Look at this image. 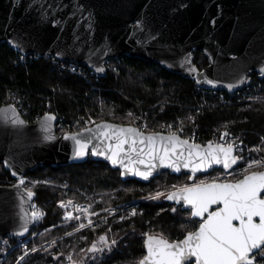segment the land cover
Returning <instances> with one entry per match:
<instances>
[{
	"label": "trees",
	"instance_id": "16d2710c",
	"mask_svg": "<svg viewBox=\"0 0 264 264\" xmlns=\"http://www.w3.org/2000/svg\"><path fill=\"white\" fill-rule=\"evenodd\" d=\"M193 63L203 69L208 60L202 52H194ZM5 104L20 106L21 116L28 123L53 113L58 119V136L84 128V121L91 118L94 122L131 125L134 118L141 116L147 124L146 132H158L162 124L180 121L185 127L196 129L201 143L210 141L218 132H230L251 151L254 160L264 159V77L259 79L255 73L250 85L228 94L202 89L192 80L135 57L107 61L105 75L97 77L86 67L51 57L29 55L21 59L19 53L0 43V106ZM109 110L111 114H106ZM261 169L264 166L223 180L234 181ZM222 173L213 170L196 177L194 182ZM24 177L25 189L33 192L45 217L33 225L27 238L7 237L15 245L3 260L0 257V264H138L145 256L147 236L177 241L199 225L181 207L164 198H148L173 185L189 184L187 175L165 172L147 184L122 182L119 172L89 158L81 164L58 168L37 167ZM13 183L0 164V186ZM61 201L89 203L93 213H98L94 219H103L75 231V223L61 218ZM126 206L129 207L122 210ZM172 208L177 212H172ZM133 209L135 216L130 215ZM121 216L125 219L121 220ZM101 236L110 242L115 239L116 245L111 246V251L88 252ZM18 241L25 243L26 248L16 244ZM37 247L20 259L27 250ZM93 255L98 259L91 260ZM66 257L71 258L69 262ZM256 257L255 264H264V256Z\"/></svg>",
	"mask_w": 264,
	"mask_h": 264
},
{
	"label": "water",
	"instance_id": "95a60500",
	"mask_svg": "<svg viewBox=\"0 0 264 264\" xmlns=\"http://www.w3.org/2000/svg\"><path fill=\"white\" fill-rule=\"evenodd\" d=\"M49 2L50 0H0V43H5L21 55L51 57L60 62L81 65L93 71L97 77L105 75L107 61L122 56L135 57L192 80L202 89L224 91L228 94L250 85L253 73L257 74L259 79L264 77V0H77L85 6V15L87 10L92 12L91 20L76 29L82 39L88 41L87 43L78 42L75 47L71 46L72 38L69 33L75 24L74 20L67 26L59 42L52 43L58 29L46 27L44 40L39 47L25 45L21 36L33 31L31 25L44 14L41 5H47ZM61 2L68 3L69 0ZM145 16L154 19L158 27L162 28L164 24L168 27L162 28V35H157L153 39L154 31L145 30L143 24L140 28L136 27L137 20L143 21ZM89 23L92 27L86 32L85 28ZM57 51H60L61 55L57 56ZM194 52H202L207 58L208 65L205 68L199 69L193 63ZM97 68H103V71L97 72ZM52 116L55 119H51ZM105 123L139 129L134 125L106 120L96 122L87 128L95 130L97 125ZM57 124L58 119L53 113H46L35 122L28 123L12 104L0 106V164L14 180L12 185L0 186V243L6 237L25 239L33 227V216L29 206L34 200V194L31 198L28 197L29 191L20 184V179L37 167L58 168L81 164L90 158L119 172L122 182L136 181L147 184L165 172L172 176L187 175L192 183L196 177L208 175L213 170L231 173L240 165L238 159L236 164L227 170L222 164H214L196 173L190 168L183 167L179 172L158 168L149 180L145 181L138 176L122 175L123 170L119 165L113 166L102 156H93L91 153L94 147L102 151L106 144L102 145L100 140L85 132L86 127L58 136ZM142 132L146 136L170 135L159 131ZM72 134H80L81 138L90 140L88 154L82 159L74 156L76 149L74 141L64 139L65 135ZM176 136L185 140L179 135ZM210 143L213 147L217 146L212 142L205 144L189 142L199 145L201 151L207 149ZM127 147L126 145V150ZM184 147L187 148V145ZM136 167L143 168V165ZM256 172H264V169ZM243 178L244 175L227 182H236ZM179 189L167 191L164 200L190 212V218L200 222V217L191 216V206L182 199L178 204L166 198L168 194L178 192ZM222 206L212 205L209 210L214 211ZM255 222L258 223L259 219L255 218ZM24 228H27L26 232H23ZM198 230L199 225L192 232ZM188 233L180 240L168 242L178 243ZM148 238L149 236L144 240L145 256ZM249 255L255 264L257 260L255 250ZM184 264H195V258L191 257Z\"/></svg>",
	"mask_w": 264,
	"mask_h": 264
},
{
	"label": "snow or ice",
	"instance_id": "6c2138e0",
	"mask_svg": "<svg viewBox=\"0 0 264 264\" xmlns=\"http://www.w3.org/2000/svg\"><path fill=\"white\" fill-rule=\"evenodd\" d=\"M41 7L44 8V14L31 25L33 31L21 36L25 45L33 48L39 47L44 40L46 27L58 29L52 43L59 42L67 26L74 20L75 24L72 25L69 33L72 38L71 46L75 47L78 42H88L82 39L76 29L84 22L91 20V10H87V15H85V6L77 0H69L68 3H62L61 0H50L47 5H41ZM64 12L67 14L60 15ZM141 24L145 30L154 31L153 39L157 35H162V28L168 27L167 24H164L162 28L158 27L156 21L147 16L143 21L138 19L136 27L140 28ZM91 27L89 23L85 31L88 32ZM105 40H107L106 37ZM137 43L140 42L137 41ZM56 55H61L60 51H57ZM96 71L102 72L103 68H97ZM208 83L213 82L208 81ZM50 118L55 119L54 116ZM84 131L100 140L102 145L106 144L102 151L94 147L91 153L93 156H102L113 166L119 165L123 170L122 175L138 176L145 181L149 180L158 168H168L179 172L183 167L190 168L193 173H196L214 164H222L227 170L240 159L239 156L232 155V144H228L227 147L224 145L213 147L210 143L207 149L201 151L199 145L189 144L188 140H181L175 134L167 137L159 134L146 136L137 128H125L107 123L97 125L95 130L86 127ZM224 135L226 136L227 133ZM64 139L74 141L75 158L82 159L88 154L90 140L81 138L80 134L65 135ZM185 145L187 148L184 147ZM251 163L260 164L262 161L254 160ZM136 165H143V168L136 167ZM20 184H24L23 179L20 180ZM175 187L173 185V188ZM27 195L31 198L33 193L29 191ZM163 196H165L164 192L157 191L149 198L156 200ZM166 198L178 204L182 199L190 205L191 216L201 218L199 230L190 231L178 243H169L165 238L149 236L146 241L147 255L140 261V264H184L191 257L195 258V264H253L249 254L254 250L256 254L264 256V172L252 171L236 182H217L216 179L211 182L200 181L191 186L185 185L178 192L168 194ZM221 204L223 206L217 210H209L212 205ZM60 206L62 208L65 206L63 201ZM76 210L81 209L77 206ZM83 211L87 213L88 209H83ZM171 211L175 213L177 209L172 208ZM92 214L98 215V213ZM136 214L133 209L131 215ZM32 215L35 218L37 214L33 212ZM71 216L72 213L67 212L65 218L68 219ZM76 218L79 219V217ZM255 218L259 219L258 223L255 222ZM123 219L125 217L121 216V220ZM91 223L89 220V224ZM84 226L83 223L80 224L81 228ZM26 231L27 228H24L23 232ZM100 241L103 245H107L109 251H111V246L117 243L113 239L109 244L105 236H101ZM36 250L33 248V251ZM103 251L104 247H98L95 243L88 249V252L93 254L103 253ZM20 259L23 260L24 257ZM90 259L95 261L98 258L93 255Z\"/></svg>",
	"mask_w": 264,
	"mask_h": 264
},
{
	"label": "built area",
	"instance_id": "2783aa9c",
	"mask_svg": "<svg viewBox=\"0 0 264 264\" xmlns=\"http://www.w3.org/2000/svg\"><path fill=\"white\" fill-rule=\"evenodd\" d=\"M26 56H29V55H21V59L25 58ZM70 67L75 69L74 66H70ZM15 109L20 113V115H22L23 110L20 106L15 107ZM38 119H39V117H36V120H38ZM92 123L93 122H90L88 120L84 121L85 127L90 126ZM161 132H165L167 134H177V135L183 137L184 139H186L192 143H201L200 139L198 138L196 129H189L188 127H185L183 124H181L180 121L162 124ZM225 133H227L226 136L224 135ZM210 141H212L215 144L224 145V146H227L228 144H232L234 151H235V156L240 157V159H239L240 163L245 162V165L237 168L236 170H234L230 174L243 172V171L254 169V168H257V167L264 165V160H256V161H262V163H260V164L251 163L252 161H254L252 159L251 151L248 148H246L245 146H243V144L239 143L237 141V138L230 132H227V131L218 132V133L213 135V137ZM250 164H251V167H249ZM230 174L223 173L221 175H218V176H215V177H212V178L206 180V182H211L213 179L219 180V179L225 178L226 176H228ZM23 180L25 182V178H23ZM68 202L69 201H64L65 206L63 208L59 204V207L61 209V218L65 222L75 223L76 224L75 231H79V230L91 227L94 224H96L98 221L101 220V219H94L93 218L92 205L91 204L84 203V202H74V201H71L72 203L69 204ZM139 202L140 201L135 202L133 204H137ZM133 204H131V205H133ZM77 206H79V208L81 209L80 211L76 210ZM29 209H30L31 214H33V212H35L37 214L35 218L33 217L34 224L37 222H40L45 217V211L34 200L30 203ZM83 209H88V212L85 213L83 211ZM67 212L72 213L71 218H68V219L65 218ZM131 213H132V211L130 212V215H131ZM76 217H79V219H77ZM89 220H91V222H92L91 224H89ZM81 223H83L85 225L83 228L80 227ZM75 231H73V232H75ZM16 244H21L20 246L23 249L26 248L25 243L18 241ZM14 245H15V243L12 240L7 239V238H5L1 241V243H0V257L2 260H3V258H5L8 251L10 249H12ZM35 249H38V247ZM26 252L28 255L34 251H33V249H30V250H27ZM27 255L24 254L23 257H25Z\"/></svg>",
	"mask_w": 264,
	"mask_h": 264
},
{
	"label": "rangeland",
	"instance_id": "374dc122",
	"mask_svg": "<svg viewBox=\"0 0 264 264\" xmlns=\"http://www.w3.org/2000/svg\"><path fill=\"white\" fill-rule=\"evenodd\" d=\"M104 109V108H103ZM110 111V110H109ZM111 112H112V110L110 111V113H106V114H111ZM106 114H104V115H106ZM139 117H141V116H139ZM139 117H137V119H133V122L131 121V125H134V126H137V127H140L142 130H145V128H146V126H147V124L145 123V121L143 120V117H141L142 119H140ZM89 121L90 122H94L95 120L93 119V118H91V119H89ZM95 123V122H94ZM255 160H258V159H255ZM259 160H264V159H259ZM215 176H217V175H215ZM215 176H213V177H215ZM200 181H202V180H200ZM231 181V180H230ZM25 182H26V179H25ZM25 182H24V184H25ZM189 182V184L187 183V185H190V181H188ZM194 182V181H193ZM197 182V181H196ZM186 184H183V185H181V184H179V185H175L176 187L175 188H173V186L172 187H170L169 188V190H172V189H179V188H181V187H183V186H185ZM24 186V185H23ZM168 189L167 190H162V191H160V192H164V193H166L167 191H169ZM155 195V194H154ZM153 196V195H152ZM149 198V197H148ZM163 198H164V196L163 197H161L160 199H156V200H154V199H151V200H154V201H161V200H163ZM150 199V198H149ZM129 206H126L125 208H123L122 210H124V209H127ZM122 210H120V211H122ZM92 213H93V211H92ZM112 214V213H111ZM113 214H114V212H113ZM95 217V215L93 214V218ZM101 220L103 219V218H100ZM108 240V239H107ZM108 243L110 244V241L108 240ZM49 244V243H48ZM95 244H97V246L98 247H101V246H103L104 247V251L103 252H106V251H108V247H107V245H103V243L100 241V239H98V241L95 243ZM46 245V244H45ZM97 253H101V252H97ZM69 257H66V262L68 261L69 262Z\"/></svg>",
	"mask_w": 264,
	"mask_h": 264
}]
</instances>
